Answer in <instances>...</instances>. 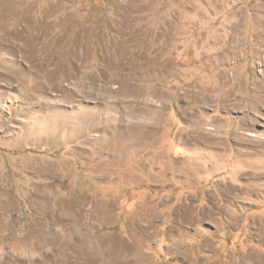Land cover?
<instances>
[{
  "label": "rangeland",
  "instance_id": "1",
  "mask_svg": "<svg viewBox=\"0 0 264 264\" xmlns=\"http://www.w3.org/2000/svg\"><path fill=\"white\" fill-rule=\"evenodd\" d=\"M0 264H264V0H0Z\"/></svg>",
  "mask_w": 264,
  "mask_h": 264
}]
</instances>
